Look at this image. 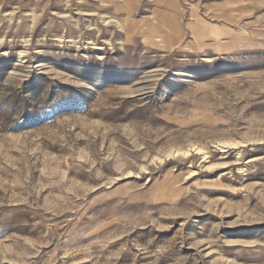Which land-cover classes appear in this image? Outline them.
Returning <instances> with one entry per match:
<instances>
[{
  "label": "rangeland",
  "instance_id": "374dc122",
  "mask_svg": "<svg viewBox=\"0 0 264 264\" xmlns=\"http://www.w3.org/2000/svg\"><path fill=\"white\" fill-rule=\"evenodd\" d=\"M0 264H264V0H0Z\"/></svg>",
  "mask_w": 264,
  "mask_h": 264
}]
</instances>
